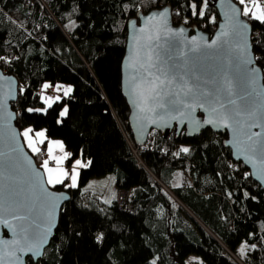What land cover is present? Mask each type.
<instances>
[{
  "label": "trees",
  "instance_id": "obj_1",
  "mask_svg": "<svg viewBox=\"0 0 264 264\" xmlns=\"http://www.w3.org/2000/svg\"><path fill=\"white\" fill-rule=\"evenodd\" d=\"M189 3L0 0V56L9 61H0V69L17 80L16 99L10 103L15 126L19 131L43 128L48 138L60 139L72 154L67 161L78 155L91 161L79 168L77 187L51 186L65 189L70 198L36 263L264 264V189L240 161L232 160L222 143L224 134L205 129L188 137L183 129L177 135L151 129L137 145L127 125L120 90L126 21L137 10L169 5L174 24L195 25L211 34L217 21L212 0L204 17L192 16ZM244 17L251 26L255 62L264 74V24ZM44 83L68 84L72 91L46 113L28 112L47 107L40 99ZM64 107L68 113L61 117ZM183 146L190 149L187 154L180 152ZM26 149L41 167V155ZM109 173L117 189L128 191L121 207L115 197L104 202L100 194L82 188ZM182 173L188 182L174 186ZM100 233L104 238L97 242ZM241 242L256 248L240 257ZM26 262L35 264L29 257Z\"/></svg>",
  "mask_w": 264,
  "mask_h": 264
},
{
  "label": "water",
  "instance_id": "obj_2",
  "mask_svg": "<svg viewBox=\"0 0 264 264\" xmlns=\"http://www.w3.org/2000/svg\"><path fill=\"white\" fill-rule=\"evenodd\" d=\"M212 6L215 8L217 21L211 34L195 25L174 24L171 20L169 5L154 7L146 12L137 10L126 21L124 50L120 62V90L128 107L127 125L137 145H142L145 142L151 129L158 130L164 135L171 132L177 135L183 129L184 134L188 137L198 135L205 129H209L213 133H223L222 143L229 148L232 160L240 161L248 170L250 177L264 189V163L259 156H253L251 160L248 159V154L245 152L246 143H242L238 150L237 133L233 131L234 126L231 125V122H229V127H225L223 124L205 123L206 120L212 118L208 103H204V107L196 106L194 110L182 109L183 115L180 113L166 115L163 109L156 106L158 103L166 104L171 94L175 92H180L178 99H185L181 91V86L185 82L188 87L193 89L197 86L210 89L212 85L204 84L205 80H210L213 77L216 80L222 79L227 63L226 53L235 48V42L231 35L221 37L219 40L217 37H220L223 31L229 30L232 24V20L229 19V16L232 15L231 8L241 7L234 0H212ZM236 19L247 25L244 36L248 46V57L252 60L249 67L256 69L255 84L252 86L256 93L254 99L259 111L264 113V75L254 59L250 41L251 26L243 15H237ZM213 40H217V45L208 48L206 45ZM225 40L228 41L227 44L224 43ZM196 45L200 46V50L198 52L190 51ZM193 73L201 79L195 80ZM227 75L232 80L234 98L239 103L240 76L234 71H228ZM157 76L160 81L164 82L159 89V98L148 102V107H155L156 110L155 112L141 111V107L144 105L139 103L138 93L146 91L149 87L148 81ZM160 81H157V84ZM16 94V78L0 69V194H2L5 203L14 199L15 192L19 190H23L25 197H31L34 192L38 195L36 180L45 181L43 187L47 188L48 192L63 194L65 198L59 201L55 211V226L51 229L47 242L41 248L43 255V250L49 244L57 226L59 210L68 201L70 195L65 189L58 190L46 184L42 168L36 165L30 152L26 149L20 131L14 124L15 113L10 107V103L16 99ZM200 102L202 100L197 103ZM172 115L176 118L173 119ZM161 116L164 118L161 119ZM153 120L156 122L153 123ZM252 131H261V129L253 128ZM11 132L15 133L14 142L9 140ZM240 139L245 140L243 136H240ZM12 147L21 149V151L12 152ZM10 161L17 165L11 171L7 167ZM35 205L37 214L41 216L48 208V202L42 198L36 199ZM7 218L11 223H17L12 220L11 215H8ZM18 238L10 228L0 223V257L3 259V264H27L26 257L31 259L30 254L19 251L16 252V256L20 257V260L17 261L5 255L7 251H11L13 242ZM31 261L36 263L38 260L31 259Z\"/></svg>",
  "mask_w": 264,
  "mask_h": 264
},
{
  "label": "snow or ice",
  "instance_id": "obj_3",
  "mask_svg": "<svg viewBox=\"0 0 264 264\" xmlns=\"http://www.w3.org/2000/svg\"><path fill=\"white\" fill-rule=\"evenodd\" d=\"M239 4L243 7L231 8L232 15L229 16V19L232 20V24L230 25L229 30L223 31L220 34V37H217V40H219L221 37L231 35L235 42V48L230 49L228 53H226L227 63L225 65V72L222 79L216 80L213 77L210 80H205L204 84L212 85L210 89H204L199 86L193 89L188 87L187 82H185L181 86V91L183 92L185 99H178L180 92H175L171 94L166 104L158 103L156 106L163 109L166 115H171L172 113H180L183 115L182 109L194 110L196 106L204 107V103H208L211 108L212 118L206 120L205 123L223 124L225 127H229V122H231V125L234 126L233 131L237 133L236 144L238 150H240L239 146L242 143H246L247 148L245 152L248 154V159L251 160L253 156H259L262 163H264V113H261L257 107L256 100L254 99L256 93L254 87H252L255 84L254 73L256 72V69L255 67H249V65L252 64V60L248 57V46L244 36L247 25L236 19L237 15H243L264 24V6L261 5L260 0H239ZM249 4H251L252 7H249ZM188 7L191 10L192 16L204 17V9L208 7V0H190ZM214 21L215 18L213 17L212 22ZM217 40H213L206 46L208 48L214 47L217 45ZM224 43L227 44L228 41L225 40ZM199 50V45L190 49L192 52H198ZM0 61L9 62L3 56H0ZM228 71L237 72L240 76V91L238 93L239 103L237 102V99L234 98L232 80L227 75ZM193 78L197 81L201 79L200 77L195 76V73H193ZM181 79L183 78L181 77ZM157 81H160L159 76L155 79H150L148 81V89L138 93L140 98L139 103L144 105V107H141V111L155 112V107H148V102L150 100H158L159 98V89L164 82L160 81L159 84H157ZM50 88H54L57 92H60L63 89V95L65 97H67L72 91L70 86L65 88L63 85H52L48 83L43 85L44 90ZM20 91H24L23 87H21ZM40 99L47 107L28 108L27 111L46 113L48 109L52 107L53 103L61 100V97L41 95ZM201 100L202 102L197 103ZM216 105H219V107H216ZM67 113L68 108L64 107L59 115L64 117ZM160 118L163 119L164 117L161 116ZM172 118L175 119L176 117L172 115ZM57 122L59 123L60 121ZM155 122L156 121L153 120V123ZM197 123H199V121H197ZM253 128H259L261 131L253 132ZM33 132L34 130L29 127L24 129L20 135L24 137L31 151L39 154L41 149L36 146V140L31 135ZM240 136H243L245 140L242 141ZM35 137H39V143L44 144L46 139L44 131L35 132ZM9 140L12 142L15 141L14 132L10 133ZM52 144L59 146L61 150H63L62 142H49L47 154L49 159L56 161L57 167L50 168L49 160L47 159L42 162L41 167L47 173L46 184L52 187H55L56 185H64L66 188L77 187V178L79 175L76 171L77 166L87 167L91 164V161L89 160L87 163H82L80 159L75 160L70 174L68 170L59 165L72 154L65 152L63 157H56L53 155ZM11 151L20 152L21 149L12 147ZM189 151L190 149L187 147H181L180 149V152L185 154ZM175 155H179V153H175ZM29 164H31L30 161ZM7 167L11 171L15 169L17 165L10 161ZM178 175L182 176V174ZM68 179L71 180V183L65 184V181ZM44 183L45 181H35V184L38 187V195L34 192L31 197H25L23 195V190H19L15 192L14 199L5 203L2 199V194H0V223H3L5 227L10 228L13 231V234L19 237L13 242L11 251L5 253V255L12 257L14 261L20 260V257L16 256L17 251L24 254H30L31 259L34 261L39 260L42 256L41 248L47 242L48 235L51 232V229L55 226L56 208L58 207L59 201L65 197L62 193L48 192L47 188L43 187ZM174 186L178 187L179 184ZM244 195L247 197L248 193H244ZM40 198L48 202V208L42 216L37 214L35 205V200ZM253 199L255 198L253 197ZM8 215H11L12 220L17 221V223H11L7 218ZM103 238V233L96 236L97 242H101ZM249 247L255 249L256 245H248L247 242L243 243L239 249L240 254L242 256L245 255V250ZM197 260V257L192 258V261ZM0 264H3L2 257H0ZM152 264H156V260H153ZM200 264H202V262H200Z\"/></svg>",
  "mask_w": 264,
  "mask_h": 264
},
{
  "label": "rangeland",
  "instance_id": "obj_4",
  "mask_svg": "<svg viewBox=\"0 0 264 264\" xmlns=\"http://www.w3.org/2000/svg\"><path fill=\"white\" fill-rule=\"evenodd\" d=\"M55 85H63L65 88L70 86V85L64 84V83H57ZM42 88H43V86H42ZM52 91H53L52 94L51 93L48 94L44 90V91L41 92V95H45V96H51L52 95L53 96V94H55V97L56 96H61L59 93L61 91L63 92V89L60 92H57V91L54 90V88H52ZM22 131H23V129H22ZM36 146L39 147L40 145L36 142ZM183 147H185V146H183ZM29 150L31 151L30 148H29ZM75 158L72 160L73 163L77 159H80V160L82 159L80 156L78 158H76V159ZM87 161H89V160L87 159ZM187 182H188L187 174L186 173H182V176L179 175L178 178L174 179L173 184H179V183L185 184ZM113 187H114V176H113L112 173L111 174L109 173V174H105V175H102V176L93 177V178L89 179L82 188L85 189V190L87 189V190H90V191H93V192H97L98 194L101 195V198H102V200L104 202H109L112 199L110 192L113 189ZM238 256H240V257L242 256L240 254V252H239ZM35 264H39V263H35Z\"/></svg>",
  "mask_w": 264,
  "mask_h": 264
},
{
  "label": "crops",
  "instance_id": "obj_5",
  "mask_svg": "<svg viewBox=\"0 0 264 264\" xmlns=\"http://www.w3.org/2000/svg\"><path fill=\"white\" fill-rule=\"evenodd\" d=\"M53 85H55V84H53ZM46 92L49 94V93H53V91H52V88H50V89H47L46 90ZM61 93H62V95H63V92L61 91L59 94L61 95ZM52 96V95H51ZM52 97H55V94H53V96ZM61 97V96H60ZM24 129H26V128H24ZM23 129V130H24ZM37 131H44V129L43 128H41V129H37V130H34V132L31 134L32 136H33V138L36 140V142L39 144V145H44L45 147H46V151H47V148H48V146H49V142L50 141H60V142H62L60 139H58V138H48L47 136H46V134H45V137H46V139H45V142H44V144H40L39 143V141H40V138L39 137H35V132H37ZM22 132V130L20 131V133ZM45 132V131H44ZM22 137V139H23V142H24V144H25V146L26 147H28V145H27V142L25 141V139H24V137L23 136H21ZM63 144V143H62ZM51 147H52V150H53V155L54 156H56V157H63L64 156V153L66 152L65 151V149H64V146H63V150H61V148L59 147V146H57V145H55V144H52L51 145ZM29 149V148H28ZM80 155H78L76 158H78ZM82 159V163H87V159L86 158H83L82 156H80ZM47 158L49 159V157H48V154H47ZM75 158V159H76ZM49 160H51L52 161V163L51 164H49V167L50 168H56L57 167V164H56V161L55 160H53V159H49ZM73 160V159H72ZM72 160H69V161H67V159H65V160H63L62 161V163L59 165L60 167H62V168H65L66 170H68V172L71 174V171H72V167H73V162H72ZM79 168H81L80 166H77V168H76V171L78 172V170H79ZM43 169V168H42ZM43 172H44V176H45V180L47 179V173L45 172V170L43 169ZM113 176H114V174H113ZM71 183V180L70 179H68L67 180V184H70ZM116 190H117V188L115 187V183H114V187H113V189L111 190V192H110V194H111V198L113 199L114 197H115V194H116ZM97 193V192H96ZM111 199V200H112ZM243 244V242H241L239 245H238V247H237V254H239V249H240V246ZM249 250V248H246V252Z\"/></svg>",
  "mask_w": 264,
  "mask_h": 264
},
{
  "label": "built area",
  "instance_id": "obj_6",
  "mask_svg": "<svg viewBox=\"0 0 264 264\" xmlns=\"http://www.w3.org/2000/svg\"><path fill=\"white\" fill-rule=\"evenodd\" d=\"M263 4H264V0H263ZM248 6L250 7V4ZM61 95H62V93H61ZM39 148L41 149L39 154L41 155L42 160L43 161L46 160V159L49 160L47 158L46 147L44 145H41ZM141 149H143V147H141ZM51 163H52V161L49 160V164H51ZM127 195H128V191L127 190H124V189H117L116 190L115 198H116L117 205L119 207L124 205Z\"/></svg>",
  "mask_w": 264,
  "mask_h": 264
}]
</instances>
